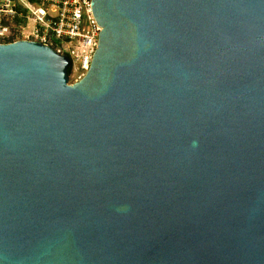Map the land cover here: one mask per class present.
<instances>
[{
	"label": "water",
	"instance_id": "95a60500",
	"mask_svg": "<svg viewBox=\"0 0 264 264\" xmlns=\"http://www.w3.org/2000/svg\"><path fill=\"white\" fill-rule=\"evenodd\" d=\"M91 6L0 43V264H264V0Z\"/></svg>",
	"mask_w": 264,
	"mask_h": 264
},
{
	"label": "built area",
	"instance_id": "2783aa9c",
	"mask_svg": "<svg viewBox=\"0 0 264 264\" xmlns=\"http://www.w3.org/2000/svg\"><path fill=\"white\" fill-rule=\"evenodd\" d=\"M92 0H0V40H35L71 59L70 81L89 69L102 27Z\"/></svg>",
	"mask_w": 264,
	"mask_h": 264
},
{
	"label": "rangeland",
	"instance_id": "374dc122",
	"mask_svg": "<svg viewBox=\"0 0 264 264\" xmlns=\"http://www.w3.org/2000/svg\"><path fill=\"white\" fill-rule=\"evenodd\" d=\"M0 43H1V40H0ZM70 82H74V81H73V78H71V81H70Z\"/></svg>",
	"mask_w": 264,
	"mask_h": 264
}]
</instances>
